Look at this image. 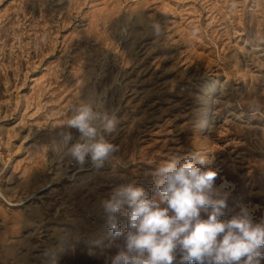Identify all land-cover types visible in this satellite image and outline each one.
Segmentation results:
<instances>
[{
    "label": "rangeland",
    "instance_id": "obj_1",
    "mask_svg": "<svg viewBox=\"0 0 264 264\" xmlns=\"http://www.w3.org/2000/svg\"><path fill=\"white\" fill-rule=\"evenodd\" d=\"M80 102L117 117L102 168L58 151ZM250 105L264 110V0H0V264H110L124 238L101 202L132 181L156 197L155 170L190 153L228 195L221 219L264 223Z\"/></svg>",
    "mask_w": 264,
    "mask_h": 264
},
{
    "label": "clouds",
    "instance_id": "obj_2",
    "mask_svg": "<svg viewBox=\"0 0 264 264\" xmlns=\"http://www.w3.org/2000/svg\"><path fill=\"white\" fill-rule=\"evenodd\" d=\"M249 109L264 116L257 105ZM71 113L64 124L77 130L79 139L71 143L72 132H61L58 151L66 150L78 164L104 167L118 151L106 139L116 130V115L90 102L73 105ZM206 163L198 153L162 163L152 176L156 197L135 181L111 190L101 202L106 226L124 239L110 264H261L264 223H253L246 208L221 219L228 195L215 187L217 172ZM121 219L127 221L126 230Z\"/></svg>",
    "mask_w": 264,
    "mask_h": 264
}]
</instances>
